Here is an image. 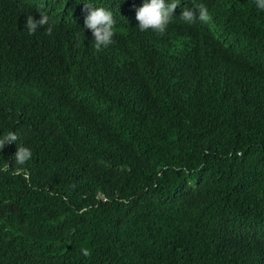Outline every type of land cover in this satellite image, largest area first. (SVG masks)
Instances as JSON below:
<instances>
[{"label":"trees","instance_id":"obj_1","mask_svg":"<svg viewBox=\"0 0 264 264\" xmlns=\"http://www.w3.org/2000/svg\"><path fill=\"white\" fill-rule=\"evenodd\" d=\"M92 2L100 50L81 0H0V264H264V12L181 0L160 34Z\"/></svg>","mask_w":264,"mask_h":264},{"label":"clouds","instance_id":"obj_2","mask_svg":"<svg viewBox=\"0 0 264 264\" xmlns=\"http://www.w3.org/2000/svg\"><path fill=\"white\" fill-rule=\"evenodd\" d=\"M86 9L82 32L88 30L91 32L93 41L91 46L100 50L108 47L113 42L115 35V19L113 11L104 7L96 6L92 0H81ZM181 0H144L142 6L135 10V19L138 21L135 29L140 32L151 30L163 34L166 32L170 22L174 18V12L180 5ZM194 7H184L178 17L180 21L191 24L196 21L208 23L211 20V14L208 7L203 3H197L193 0ZM255 8L264 12V0H254ZM40 18L34 20L32 15H28L24 28L29 35L34 34L43 26L46 34H51L54 28L49 16L44 12H39ZM17 141V135L9 132L6 136L0 137V149L6 145L13 144ZM32 152L28 147L17 145V151L13 157L17 165H23L31 158ZM87 255V252L84 253Z\"/></svg>","mask_w":264,"mask_h":264}]
</instances>
